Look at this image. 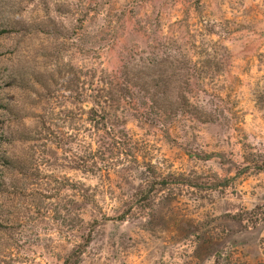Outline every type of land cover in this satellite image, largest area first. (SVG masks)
I'll use <instances>...</instances> for the list:
<instances>
[{
    "label": "rangeland",
    "instance_id": "1",
    "mask_svg": "<svg viewBox=\"0 0 264 264\" xmlns=\"http://www.w3.org/2000/svg\"><path fill=\"white\" fill-rule=\"evenodd\" d=\"M1 28L0 264H264V0H0Z\"/></svg>",
    "mask_w": 264,
    "mask_h": 264
},
{
    "label": "trees",
    "instance_id": "2",
    "mask_svg": "<svg viewBox=\"0 0 264 264\" xmlns=\"http://www.w3.org/2000/svg\"><path fill=\"white\" fill-rule=\"evenodd\" d=\"M7 30H10V29H6V28H1L0 29V35H2V34H4V33H7L8 31ZM150 63H152L151 61H150ZM137 78V75L136 74H133V77L130 79V80H135ZM135 87V86H134ZM148 86H146V87H144L143 89H142V91L144 92V93H148L149 94V98L150 99H152L153 101L151 102V104H150V108H154V107H161V109H162V113H165V112H170V111H172L173 110V105L172 104H170V103H168L167 105H166V103H164V105H156V104H158L156 101H155V96H156V93L154 92V90H152V88H150V87H148ZM126 88V90L128 91V92H134V93H138L139 92V90L138 89H136V88H134V89H131V88H128V87H125ZM125 90V91H126ZM160 93L162 94V95H165L166 94V87H161L160 88ZM160 93H158V94H160ZM164 98H165V96H164ZM162 107H164V108H162ZM264 170V167H261V168H259V170ZM82 254V250H79V251H74L73 253H71V255H69L66 259H65V261H64V264H70V260L72 259V258H74V261H73V263L72 264H74V263H76L77 262V260H78V258L80 257V255Z\"/></svg>",
    "mask_w": 264,
    "mask_h": 264
}]
</instances>
